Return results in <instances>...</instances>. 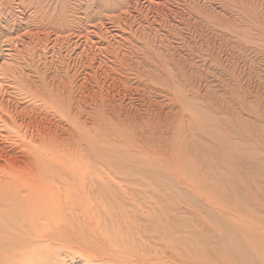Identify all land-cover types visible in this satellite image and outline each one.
<instances>
[{
    "label": "rangeland",
    "instance_id": "obj_1",
    "mask_svg": "<svg viewBox=\"0 0 264 264\" xmlns=\"http://www.w3.org/2000/svg\"><path fill=\"white\" fill-rule=\"evenodd\" d=\"M148 1L0 0V69L5 70L4 77H9V70L31 75L30 67L37 64H112L109 54L105 53L106 57L97 51L100 46L113 47L114 41L107 42L113 33L123 37L121 40L114 36L118 43L115 47L125 51L124 61L116 60L115 64H135L140 70L146 69L150 77L147 83L176 90L186 108L181 111L191 116L184 123L177 120L167 132L163 129L157 149L161 158L150 156L144 161L116 149L118 173L143 176L148 188L133 195L134 201L126 194L113 197L103 193L94 217L96 233L88 234L84 228L76 230L80 240L76 246L87 253L84 257L79 255L72 264L91 260L116 264L118 259L136 254L149 257L152 248L162 244L161 238L192 258L209 257L210 253L214 256L219 252L211 243L212 235L204 234L201 227L219 225L216 208L224 211L223 222L230 231L226 240L235 239L232 232L241 240L242 259L251 255L256 258L254 264H264V26L249 9L241 11L243 18L239 16L238 21H242V26L238 30L226 21L230 17L236 20L231 16L232 10L224 15L226 20L220 16L229 11L227 4L234 7L239 2L242 5L259 1L264 11V0H153L166 3L164 9L156 12L153 28L143 8H147ZM254 4L249 5L250 10H255ZM173 16L182 21L177 22L181 29L160 30L159 23L162 26ZM188 18L212 30L217 41L224 34L231 39L236 35L241 38L243 61L238 64L236 75H240L244 89L236 92L237 99L233 100L230 87L225 89L236 78L233 64H185L182 56H186L187 49H173V44L177 46L180 37L188 33L183 24ZM140 24L143 29L139 32ZM119 25L123 32H119ZM166 30L170 33L166 34ZM236 31L240 32L235 35ZM85 39L90 42L82 49L79 41ZM85 49L86 58L77 61L75 56ZM155 53L167 62L151 64ZM185 72L189 73L186 79ZM194 84L192 92L184 89ZM220 97L233 103L243 98L238 105L241 121L223 117ZM237 131L240 145L235 142ZM201 198L214 208L204 206Z\"/></svg>",
    "mask_w": 264,
    "mask_h": 264
},
{
    "label": "bare ground",
    "instance_id": "obj_2",
    "mask_svg": "<svg viewBox=\"0 0 264 264\" xmlns=\"http://www.w3.org/2000/svg\"><path fill=\"white\" fill-rule=\"evenodd\" d=\"M165 4L149 0L147 8L143 7L147 19L149 16L153 20L147 21L150 26L156 21V12L164 9ZM250 4L254 3L243 2L241 5L239 2L234 7L227 4L229 11L220 16L226 20L225 14L232 10L231 16L237 21L230 15L231 19L226 21L238 30L242 26V21H238L239 16L243 18L241 11L249 9L264 26L260 2L254 4L255 10H250ZM178 19L175 16L164 19L158 27L160 30H180ZM187 20L183 21L187 35L180 37L177 46L174 42L173 46L171 44L176 50L187 49L186 56H182L185 64H233L236 75L238 64L243 61L241 38L236 35L240 31L235 32L237 37L231 39L224 34L218 36L217 41L214 32L201 22ZM118 27L119 32H123L122 26ZM137 29L140 32L143 26L140 24ZM169 33L166 30V34ZM166 34L163 35L165 39ZM110 35L107 42L114 41L113 47L100 46L97 52L109 54L112 64H37L30 67L31 75L9 70L8 78L3 76L5 70L0 69V264H72L79 255L84 257L87 251L76 246L80 242L76 230L84 228L88 234L96 233L94 217L102 203V194L113 197L126 194L134 201L133 195L148 188L145 177L118 173L117 150L144 161L150 156L161 158L157 149L163 129L167 132L177 120L184 123L191 117L181 111L184 100L182 106L176 90L147 83L150 77L148 71H144L146 69L140 70L135 64H115L116 60L124 61L125 51L115 47L118 44L115 43L116 35ZM89 42L80 40L79 45L82 47ZM85 51L75 56L77 61L86 58L87 55L83 57ZM157 53L150 63H166L165 57L157 56ZM159 68L157 65V70L161 71ZM188 77L189 73L185 72V79ZM234 79L231 86H225L226 90L229 87L233 90V100L237 99L236 92L241 89L240 75ZM192 86L184 89L192 92L196 88L195 84ZM242 97L239 99L241 104ZM228 100L220 97L223 117H231L238 123L242 115L239 101ZM235 142L241 144L238 131ZM201 200L204 206L214 208L203 198ZM216 209L219 225L201 227L204 234L212 235L211 243L219 252L214 256L210 253L209 257L192 258L161 238L162 244L152 248L151 256L136 254L115 263L254 264V256L242 259L243 245L234 232L235 239L226 240L230 231L223 222L224 211ZM91 261L83 264H100Z\"/></svg>",
    "mask_w": 264,
    "mask_h": 264
}]
</instances>
